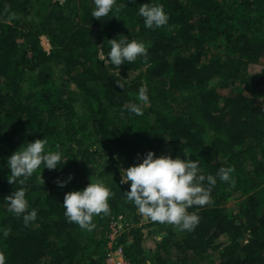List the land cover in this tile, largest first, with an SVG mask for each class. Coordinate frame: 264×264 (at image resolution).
Segmentation results:
<instances>
[{"label":"trees","instance_id":"obj_1","mask_svg":"<svg viewBox=\"0 0 264 264\" xmlns=\"http://www.w3.org/2000/svg\"><path fill=\"white\" fill-rule=\"evenodd\" d=\"M145 2L162 4L168 23L145 27L137 14ZM92 7L91 0H0L5 264H104L116 213L131 222L116 240L131 264H264V0H116L102 19L91 16ZM119 36L143 42L147 55L105 66L99 55ZM141 85L149 103L137 116L127 105L137 102ZM37 138L47 139L46 151L60 146L61 166L41 165L23 185L9 183L7 157ZM149 150L198 159L205 175L233 167L234 184L217 178L210 202L188 209L199 216L194 230L153 222L126 200L130 182L120 183L121 167ZM69 174L59 186L57 178ZM91 179L113 194L109 214L94 215L87 231L67 220L63 199ZM21 187L29 211L37 210L27 225L5 199ZM234 198L240 204L230 211Z\"/></svg>","mask_w":264,"mask_h":264},{"label":"clouds","instance_id":"obj_2","mask_svg":"<svg viewBox=\"0 0 264 264\" xmlns=\"http://www.w3.org/2000/svg\"><path fill=\"white\" fill-rule=\"evenodd\" d=\"M115 3L116 0H91L93 5L91 16L98 19L111 17L110 12ZM137 14L143 18L145 27L149 29L160 28L169 20L168 13L160 3L139 4ZM146 55L147 48L143 42L119 36L109 39L107 56L101 53L99 61H103L105 66L111 64L120 68L125 62L130 64L138 57ZM116 83L121 88L125 86V80H116ZM136 101L129 103L127 110L130 114L143 115V106L149 103L145 85L139 87ZM46 144V138H37L35 141L24 143L7 157L6 165L10 169L9 183L19 182L23 185L41 165L49 170L61 166L60 146H56V151H46ZM185 154L189 153L185 152ZM233 171V167L228 166L219 168L215 175H205L199 168L198 159L182 158L180 155L173 158L170 154L157 156L154 150H149L144 154L141 162L134 163L126 169L121 167L120 183L130 182V190L124 191V195L127 201L134 204L140 216L153 222L174 225L181 231H192L199 223V216L196 212H189L188 209L193 206H204L210 202L211 191L217 185V178L221 182L234 184L231 175ZM72 178V174H69L66 180L57 178L56 182L64 187ZM205 181L206 185L203 183ZM112 194L102 180L91 179L84 188L65 193L64 215L69 222L78 224L81 229L92 231L95 228L94 215L109 214V197ZM5 199L7 211L22 216L25 225L36 219L37 210L32 208L29 211V203L23 187L15 189ZM8 234V230H3L4 236ZM0 264H5L2 253H0Z\"/></svg>","mask_w":264,"mask_h":264},{"label":"built area","instance_id":"obj_3","mask_svg":"<svg viewBox=\"0 0 264 264\" xmlns=\"http://www.w3.org/2000/svg\"><path fill=\"white\" fill-rule=\"evenodd\" d=\"M64 1L60 0V2ZM41 44L45 50L50 51L51 43L46 35L41 36ZM130 225L131 222L124 213L111 215L104 264H131V261L125 256L123 248L116 244L118 236Z\"/></svg>","mask_w":264,"mask_h":264},{"label":"rangeland","instance_id":"obj_4","mask_svg":"<svg viewBox=\"0 0 264 264\" xmlns=\"http://www.w3.org/2000/svg\"><path fill=\"white\" fill-rule=\"evenodd\" d=\"M253 69H254V66L250 65V70L253 71ZM137 73H138V71L128 73V78L135 76V74H137ZM239 204H240V199H238V198L231 199L226 203L227 209H229L230 211H236L238 209ZM158 238H160V237H158ZM225 239H226V236H223L221 238V240H223V241Z\"/></svg>","mask_w":264,"mask_h":264}]
</instances>
